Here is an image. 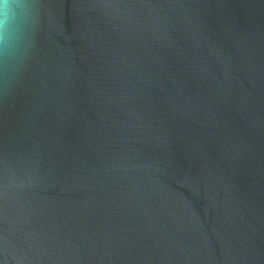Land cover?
I'll return each instance as SVG.
<instances>
[{"label":"water","instance_id":"1","mask_svg":"<svg viewBox=\"0 0 264 264\" xmlns=\"http://www.w3.org/2000/svg\"><path fill=\"white\" fill-rule=\"evenodd\" d=\"M0 264H264V0H8Z\"/></svg>","mask_w":264,"mask_h":264},{"label":"clouds","instance_id":"2","mask_svg":"<svg viewBox=\"0 0 264 264\" xmlns=\"http://www.w3.org/2000/svg\"><path fill=\"white\" fill-rule=\"evenodd\" d=\"M7 2L8 0H0V19L3 17V5Z\"/></svg>","mask_w":264,"mask_h":264}]
</instances>
